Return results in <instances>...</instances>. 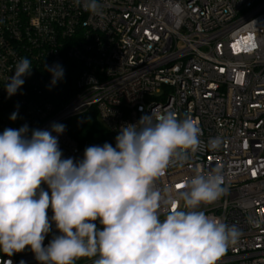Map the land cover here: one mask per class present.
<instances>
[{"label": "built area", "instance_id": "2783aa9c", "mask_svg": "<svg viewBox=\"0 0 264 264\" xmlns=\"http://www.w3.org/2000/svg\"><path fill=\"white\" fill-rule=\"evenodd\" d=\"M99 3L100 14H92L74 0H0V134L63 124L62 158L78 161L84 155L66 124L90 109L115 144L122 125L153 110L191 117L201 140L219 136L221 147L169 167L156 185L175 197L197 171L220 167L226 192L196 210L236 226L240 236L216 264H264V0ZM176 4L179 14L171 11ZM25 57L31 75L9 97L4 86ZM55 64L64 76L52 85L45 66ZM58 234L53 224L44 245ZM9 260L39 264L28 248L0 253V264Z\"/></svg>", "mask_w": 264, "mask_h": 264}, {"label": "clouds", "instance_id": "9594fccd", "mask_svg": "<svg viewBox=\"0 0 264 264\" xmlns=\"http://www.w3.org/2000/svg\"><path fill=\"white\" fill-rule=\"evenodd\" d=\"M74 3L100 14L99 0ZM171 11L179 14L180 5ZM45 67L52 85L63 78L61 65ZM32 68L26 57L16 63L4 86L9 97ZM17 116L13 112L10 119ZM29 131L25 124L0 134V253L5 256L28 248L39 264H75L85 257H98L92 264H216L237 242L236 226L196 210L226 192L220 167L208 174L197 171L175 197L156 185L169 167L221 147L219 136L201 140L197 120L153 110L122 125L115 147L89 146L78 161L62 158L58 137L65 125ZM53 224L59 234L45 246Z\"/></svg>", "mask_w": 264, "mask_h": 264}, {"label": "trees", "instance_id": "16d2710c", "mask_svg": "<svg viewBox=\"0 0 264 264\" xmlns=\"http://www.w3.org/2000/svg\"><path fill=\"white\" fill-rule=\"evenodd\" d=\"M66 125L68 133L77 142L83 155L84 150L92 145L103 146L107 142L115 147L110 132L100 122L94 108L68 121Z\"/></svg>", "mask_w": 264, "mask_h": 264}, {"label": "snow or ice", "instance_id": "6c2138e0", "mask_svg": "<svg viewBox=\"0 0 264 264\" xmlns=\"http://www.w3.org/2000/svg\"><path fill=\"white\" fill-rule=\"evenodd\" d=\"M177 187H178V188L182 187V184H178Z\"/></svg>", "mask_w": 264, "mask_h": 264}]
</instances>
